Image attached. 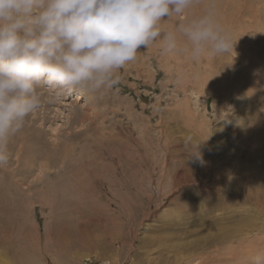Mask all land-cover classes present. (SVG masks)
Masks as SVG:
<instances>
[{"label":"rangeland","instance_id":"374dc122","mask_svg":"<svg viewBox=\"0 0 264 264\" xmlns=\"http://www.w3.org/2000/svg\"><path fill=\"white\" fill-rule=\"evenodd\" d=\"M208 3L196 0L184 15L170 18L176 25L185 23ZM214 5L236 42L234 49L194 60L183 37L172 52L163 51L157 40L119 70L113 89H37L41 105L9 138V162L0 167V264H230L236 251L247 256L235 263L249 264L252 255L264 251V0H214ZM173 23L165 19L161 27L172 30ZM209 64L216 67L209 70ZM221 64L225 69H217ZM221 74L251 83L262 107L252 110L239 97L224 116L216 114L213 105L224 95ZM196 77L207 79L199 83ZM185 97L198 114L192 124L207 122L203 136L187 127L191 120L178 109ZM250 123L255 130L249 136ZM193 134L207 147L200 160L190 155ZM170 139L187 166L177 191L169 173L162 176ZM121 145L127 154L135 151L127 160L120 155ZM251 153L262 158V166ZM237 157L248 162L238 164ZM206 164L213 172H206ZM250 218L257 224L246 230L242 222ZM246 245L257 252L248 253Z\"/></svg>","mask_w":264,"mask_h":264},{"label":"clouds","instance_id":"9594fccd","mask_svg":"<svg viewBox=\"0 0 264 264\" xmlns=\"http://www.w3.org/2000/svg\"><path fill=\"white\" fill-rule=\"evenodd\" d=\"M195 3L0 0V167L9 162V138L41 105L38 88L57 93L113 89L119 70L157 40L163 51L172 52L183 37L194 60L234 49L236 42L219 22L214 0L172 30L161 27L163 20L184 15ZM193 155L200 159L198 151ZM249 264H264V251L252 255Z\"/></svg>","mask_w":264,"mask_h":264},{"label":"bare ground","instance_id":"6f19581e","mask_svg":"<svg viewBox=\"0 0 264 264\" xmlns=\"http://www.w3.org/2000/svg\"><path fill=\"white\" fill-rule=\"evenodd\" d=\"M166 19H172V21H173V19H174V23L173 24H175V26H176V21H175V18L173 17V18H166ZM166 23V22H165ZM171 23H170V21H169V25H170ZM174 26V25H173ZM170 27H172V25L170 26ZM143 52V51H142ZM183 64V63H182ZM185 65V64H184ZM210 65V64H209ZM210 66H212V65H210ZM209 66V67H210ZM216 67V65L214 64L212 67H210L209 68V70L210 69H212L213 70V68H215ZM225 67H226V65L225 64H221L219 67H217V69H225ZM166 70V69H165ZM185 70V69H184ZM190 70H191V68H190ZM194 70V69H193ZM234 70H235V67L234 68H232V72L235 74V72H234ZM183 71V70H182ZM182 71H180V73L182 72ZM186 71V70H185ZM195 71V70H194ZM171 72V71H170ZM177 72V71H176ZM188 72V71H187ZM200 73V72H199ZM182 74V73H181ZM184 74V73H183ZM189 75V74H188ZM188 77V76H187ZM201 77V76H200ZM197 78V79H200V80H198V81H200L199 83H203L206 79H207V77H208V80L210 81L211 79H212V73L209 71L208 72V76L207 77H204L205 79H204V81H203V77L202 78ZM220 78H221V80H223V84L221 85V91L223 92V94L224 95H222V96H220V98H218L217 100H216V102H217V104H215V105H213V106H217L218 108L216 109V114L218 113L219 114V112L221 111V114H222V116H224L225 115V113H226V111H227V108H228V106H229V104H231L232 102H238V101H240V100H238V98L239 97H245L246 98V101H247V103H246V106H248V108H251L252 110L253 109H255V108H258L259 109V107L261 108L262 106H260L259 104H261V101L260 100H257V97L254 95L255 94V92H254V87H253V85L250 83V84H247L246 82H244L243 80L242 81H237V77H236V81L234 80V78H230V77H228L227 75H224V74H221L220 75ZM196 79V80H197ZM258 80V79H257ZM195 82V81H194ZM189 83V82H188ZM207 82H205L204 83V86H205V84H206ZM198 85V86H197ZM196 86L197 87H199V85L200 84H197ZM193 86V85H192ZM212 86V85H211ZM188 88V85H184V88H183V90L185 91L187 88ZM199 88H201V87H199ZM205 88V87H204ZM204 88H202L201 90H203ZM204 91V90H203ZM200 93V92H199ZM236 98V99H233V98ZM195 98H196V96H195ZM199 104V103H198ZM200 105V104H199ZM198 105V106H199ZM221 105H224V106H221ZM197 106V107H198ZM196 108V107H195ZM195 108H193L194 110H195ZM182 113H184V114H186L187 115V117H189L190 118V120H191V122H189V121H187L186 122V125H187V127L188 128H190L191 127V125H192V127L194 126L195 127V124H197V123H193L192 124V121L193 122H195V120L198 118L197 117V115L193 112L194 110L192 109V107H191V100H190V98L188 97H185L184 98V100L182 101V103H181V105L179 106V108H178ZM203 111H202V113L204 114V113H206L207 112V110H206V108L204 107V109H202ZM176 111V110H175ZM198 111V110H197ZM262 112H264V111H262ZM198 113V112H197ZM210 113V112H209ZM258 113H260V112H258ZM200 114V113H199ZM161 115V114H160ZM180 115H182V114H180ZM205 115V114H204ZM206 116V115H205ZM204 116V117H205ZM165 117V116H164ZM140 118H142V117H140ZM204 119H206V118H204ZM216 119V118H215ZM178 120H179V118H178ZM209 120V119H208ZM168 121V120H167ZM197 121V120H196ZM178 122V121H177ZM198 122V121H197ZM203 122V123H202ZM202 124H200V125H197V127H195V129H194V127H193V129L194 130H196L198 133H200V136H203V131H206L207 129H209V128H207L206 126H207V122L205 121V120H202ZM212 123V122H211ZM159 124V123H158ZM165 124V123H164ZM145 125V124H144ZM185 125V126H186ZM248 127H250L251 126V123L250 124H246ZM167 127V126H166ZM240 127H242V125L240 126ZM161 128H163V127H161L160 126V129ZM147 129V128H146ZM164 129H165V127H164ZM252 129H254V127H252L251 126V128L249 129V130H247L246 131V135H251V133H252ZM167 130V129H166ZM255 130V129H254ZM253 130V131H254ZM165 131V130H164ZM189 133V132H188ZM188 133H187V136H188ZM123 134V133H122ZM165 134V133H164ZM172 134V133H171ZM170 134V135H171ZM244 134H245V132L244 133H242L241 131L239 132V137L240 138H243L244 137ZM185 135V134H184ZM197 135V134H196ZM148 136V135H147ZM172 136H174V133H173V135ZM190 137H193L192 138V144H193V148H189L190 150V155L192 156V157H194V158H196V156L195 155H193V153H196L197 151L199 152V154H202L203 152H205L206 153V150H207V147H206V150L203 148V146L201 145V142H200V140L195 136V134H193V135H191ZM121 138V137H120ZM127 138V137H126ZM173 138V137H172ZM184 138V137H183ZM182 137H178V139H179V141H181V139H183ZM112 139V138H111ZM177 139V138H176ZM185 140V139H184ZM67 141V140H66ZM120 141H121V139H120ZM161 141V140H160ZM129 142V141H128ZM165 142H166V138H165ZM164 142V143H165ZM256 143L258 144L259 143V141H256ZM67 144V143H66ZM122 145H124L123 143H122ZM122 145H121V147H122ZM125 145H126V142H125ZM128 145V144H127ZM165 145H166V143H165ZM181 145V144H180ZM197 145H199V146H197ZM206 145V144H205ZM149 146V145H148ZM183 146H185V145H183ZM182 146V147H183ZM196 146H197V148H196ZM55 147V146H54ZM127 147H129V146H127ZM134 147V146H133ZM137 147V146H136ZM141 147V146H140ZM191 147V146H190ZM21 148V147H20ZM163 148V147H162ZM164 148H167L166 149V152H165V163H166V165L164 166V168H163V171H162V176L164 175V177L166 178V175H167V173H169V178L170 179H172L173 181H172V183H174L176 186H174V189H175V191H177V190H181V188L182 187H180V186H183V179H181L180 180V177L181 176H183V174H182V172H184L185 170H186V168H187V166L185 165V163H186V160L184 159V153H183V156H180L181 155V152L179 151V150H181L180 149V147L178 146V145H176V143L173 141V139L171 140L170 139V142L167 144V147H164ZM184 148V147H183ZM10 149V148H9ZM12 150H13V148H11ZM54 149V148H53ZM122 149V152L120 153V155H121V157H124V159L125 160H127V157H129V153L132 151V149H131V151L127 154V149L125 150L123 147L121 148ZM136 149V148H135ZM134 149V150H135ZM17 150V149H16ZM15 150V151H16ZM21 150H22V148H21ZM34 150H36V149H34ZM66 150V149H65ZM11 151V150H10ZM14 151V150H13ZM12 151V152H13ZM31 152V151H30ZM133 153L135 152V151H132ZM140 152V151H139ZM142 152V151H141ZM38 154V153H37ZM101 154V153H100ZM137 153H135V155H136ZM140 154V153H139ZM134 155V154H133ZM138 155V154H137ZM162 155H163V153H162ZM189 155V156H190ZM28 156V155H27ZM35 156V155H34ZM33 156V157H34ZM161 156V155H160ZM203 157H205V155H202ZM251 157H254V163H257V165L256 166H259V165H261L262 166V164H261V161H262V158H257V156H255L253 153H251V155H250ZM118 157V156H117ZM120 157V158H121ZM21 158V157H20ZM131 158V157H130ZM140 158V157H139ZM141 159H143V158H141ZM11 160V159H10ZM116 160H118V158L116 159ZM123 160V159H122ZM131 160H132V158H131ZM197 160H200V159H197ZM237 160H239L237 163L238 164H240L241 162H248V161H246V160H240L238 157H237ZM18 161V160H17ZM30 161V160H29ZM146 161V160H145ZM19 162V161H18ZM27 162V161H26ZM123 162V161H122ZM125 162V161H124ZM210 162V161H209ZM28 163V162H27ZM32 163V162H31ZM126 163V162H125ZM129 163V162H128ZM193 163V162H192ZM207 163H208V161H207ZM213 163V162H212ZM263 164H264V162H262ZM47 164V163H46ZM127 164V163H126ZM135 165H137L138 163L137 162H135L134 163ZM157 164V163H156ZM155 164V165H156ZM209 165H210V163H208ZM130 165V164H129ZM140 165H141V163H140ZM207 165V164H206ZM204 165L205 166V169H206V172L208 173V172H213V169L209 166V165ZM126 167H127V165H125ZM145 166V165H144ZM195 166V165H194ZM241 166H244V165H241ZM264 166V165H263ZM131 167H133V166H131ZM246 167V166H245ZM130 168V167H129ZM114 169H116V168H114ZM135 169V168H134ZM147 169V168H146ZM148 169H150V168H148ZM147 169V170H148ZM158 169V168H157ZM182 169L184 170V171H182ZM80 170V169H79ZM168 170V171H167ZM118 171V170H117ZM122 171V170H121ZM123 171H125V170H123ZM151 171H153V170H151ZM165 171H167V172H165ZM182 171V172H181ZM22 172V171H21ZM146 172V171H145ZM165 172V173H164ZM12 173H14V172H12ZM121 173V172H120ZM126 173H127V170H126ZM142 173V172H141ZM140 173V174H141ZM255 173H257L258 174V171H256ZM145 174V173H144ZM144 174L142 173V176H143V180H144ZM181 176H180V175ZM126 175V174H125ZM151 175H153V174H151ZM159 175V174H158ZM157 175V176H158ZM177 176V178H175L174 179V177H176ZM113 176V175H112ZM112 176H111V178H112ZM122 176V175H121ZM161 176V175H160ZM180 176V177H179ZM229 176H233V174H229ZM146 177H147V174H146ZM77 178V177H76ZM122 178V177H121ZM125 178V177H124ZM138 178V177H137ZM182 178V177H181ZM184 178V177H183ZM184 179H186V178H184ZM128 180V179H127ZM142 180V179H141ZM147 180H148V177H147ZM102 181V180H101ZM256 181V180H255ZM80 182V181H79ZM112 182H114V181H112ZM121 182V181H120ZM127 182V181H126ZM134 182H137V181H134ZM144 182H147V181H145L144 180ZM102 183V182H101ZM107 183V182H106ZM121 183H123V182H121ZM152 183H153V181H152ZM75 184V183H74ZM77 184V183H76ZM110 183H108V185H109ZM112 184H114V183H112ZM160 184V183H159ZM102 185V184H101ZM122 185V184H121ZM111 186V185H110ZM109 186V187H110ZM125 186V185H124ZM146 186H149V185H146ZM157 186H159V185H157ZM210 187H212V186H210ZM209 187V188H210ZM83 188V187H82ZM115 188V187H114ZM119 188V187H118ZM123 188V187H122ZM173 188V187H172ZM184 188V187H183ZM214 188V187H213ZM0 189H1V187H0ZM3 189V188H2ZM110 189V188H109ZM160 189V188H159ZM214 189H216V187L214 188ZM74 190V189H73ZM120 190V189H119ZM142 190V189H141ZM208 190V189H207ZM261 190V189H260ZM3 191H4V189H3ZM116 192V191H115ZM115 192L113 193V194H115ZM118 192H120V191H118ZM106 193V192H105ZM148 194V193H147ZM86 195V194H85ZM120 195V194H119ZM88 196V195H87ZM118 197H120V196H118ZM71 198V197H70ZM107 198V197H106ZM115 198V197H114ZM128 198V197H127ZM64 199V198H63ZM68 199V198H67ZM93 199V198H92ZM123 199H125V197H123ZM250 199H251V197H250ZM66 200V199H65ZM97 200V199H96ZM129 200H131V199H129ZM152 200L153 199H151V202H152ZM257 200V199H256ZM76 201H78V200H76ZM101 201V200H100ZM121 201V200H120ZM135 202H137L136 200H134ZM133 201V202H134ZM145 201H147V200H145ZM57 202V201H56ZM94 202V201H93ZM256 202V201H255ZM252 203V202H251ZM151 205V204H150ZM84 206V205H83ZM148 206V205H147ZM247 206H250L249 204H247ZM95 207V206H94ZM104 207V206H103ZM109 207V206H108ZM252 207V206H251ZM246 208V207H245ZM254 209V208H253ZM256 209V208H255ZM262 209V207H260L258 210H261ZM87 210V209H86ZM155 210V209H154ZM248 210V209H247ZM246 210V211H247ZM122 211V210H121ZM102 212V211H101ZM103 213V212H102ZM149 213V212H148ZM107 214V213H106ZM109 214V213H108ZM114 214V213H113ZM143 214V213H142ZM247 214H249V212L247 213ZM251 214V213H250ZM249 214V215H250ZM119 215V214H118ZM157 216V215H156ZM250 217V216H249ZM262 218V217H261ZM113 219V218H112ZM251 219V218H250ZM255 219V218H254ZM258 219V218H257ZM103 221V220H102ZM254 220L252 221V219L250 220V221H248L246 224H244L243 222H242V224L244 225V227H245V229L246 230H250V228L251 229H253V228H255V225L257 224L256 222V224L254 225ZM263 222V221H262ZM261 222V223H262ZM264 223V222H263ZM131 224H132V222H131ZM237 225V224H236ZM241 225V224H240ZM92 226V225H91ZM94 226V225H93ZM259 226V225H258ZM88 228V227H87ZM234 228H235V226H234ZM238 228V227H237ZM240 228V227H239ZM258 228V227H257ZM82 229V228H81ZM243 230H244V228H242ZM88 230V229H87ZM243 230H240V231H243ZM227 231V230H226ZM237 231H239V230H237ZM257 231H258V229H257ZM256 231V232H257ZM260 231V230H259ZM82 232V231H81ZM233 232H235V230L233 231ZM244 232V231H243ZM247 232V231H246ZM245 232V233H246ZM229 233V232H228ZM228 233H227V235H228ZM238 233H241V232H238ZM244 233V234H245ZM248 234L249 233H252V234H254V232L253 231H251V232H247ZM85 234V236H86V233H84ZM224 235L225 234H222V235H220L219 236V239L220 240H223V238H224ZM235 235V234H234ZM239 235H242V234H239ZM231 236V235H230ZM244 235H242V237H243ZM240 238V237H239ZM245 238V237H244ZM39 240V239H38ZM234 240H236V239H234ZM227 241V244L230 242V244H231V241H232V238L231 239H227L226 240ZM96 242V241H95ZM233 242V241H232ZM243 242V241H242ZM82 244L83 243H85L86 244V242H81ZM238 243H239V241H238ZM238 243L236 244V246H238ZM87 245V244H86ZM90 246H94L93 245V243H91L90 242V244H89ZM240 245H241V243H240ZM239 245V246H240ZM244 245V244H243ZM219 246H221V245H219ZM235 246V247H236ZM232 247V246H231ZM242 247V246H241ZM240 247V248H241ZM246 247H247V250H248V253H251V250L252 249H254L255 250V252H257V249H256V247H254V246H248V245H246ZM91 248V247H90ZM216 248H218V246H216ZM239 247H238V249H240ZM244 248H245V245H244ZM243 249V248H242ZM228 251H229V253H230V251H231V253L233 254V252H232V249L230 248V250L229 249H227ZM234 250H235V248H234ZM233 250V251H234ZM236 251V250H235ZM234 251V252H235ZM242 251V250H241ZM243 251L245 252V250L243 249ZM6 252V251H5ZM222 252V251H221ZM226 252V251H225ZM239 252V251H238ZM84 253V252H83ZM227 253V252H226ZM236 253V260H234V263L232 262H230V264H236L235 263V261L236 262H238L241 258H244L245 256H247V255H245L244 256V254H242V253H240V254H238L237 253V251L235 252ZM234 253V254H235ZM218 254V253H217ZM232 254H230V255H232ZM74 255L75 256H77L76 255V253L74 252ZM89 255V254H88ZM243 255V256H242ZM221 256V255H220ZM223 256H225V255H223ZM242 256V257H241ZM249 256V255H248ZM100 257V256H99ZM226 257V256H225ZM228 257V256H227ZM222 258V257H221ZM103 259H104V257H103ZM217 259V258H216ZM112 263H114V262H112ZM112 263H110V264H112ZM229 264V263H228ZM246 264V263H245Z\"/></svg>","mask_w":264,"mask_h":264}]
</instances>
